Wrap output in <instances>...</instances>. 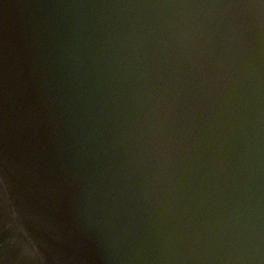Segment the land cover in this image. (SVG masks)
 <instances>
[{
    "label": "water",
    "instance_id": "1",
    "mask_svg": "<svg viewBox=\"0 0 264 264\" xmlns=\"http://www.w3.org/2000/svg\"><path fill=\"white\" fill-rule=\"evenodd\" d=\"M0 264H264V0H0Z\"/></svg>",
    "mask_w": 264,
    "mask_h": 264
}]
</instances>
